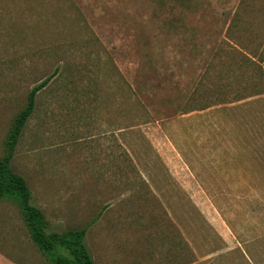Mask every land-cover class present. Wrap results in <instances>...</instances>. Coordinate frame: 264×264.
I'll list each match as a JSON object with an SVG mask.
<instances>
[{
  "label": "rangeland",
  "instance_id": "1",
  "mask_svg": "<svg viewBox=\"0 0 264 264\" xmlns=\"http://www.w3.org/2000/svg\"><path fill=\"white\" fill-rule=\"evenodd\" d=\"M264 0H0V159L94 264H264ZM0 256L52 264L0 200Z\"/></svg>",
  "mask_w": 264,
  "mask_h": 264
},
{
  "label": "trees",
  "instance_id": "2",
  "mask_svg": "<svg viewBox=\"0 0 264 264\" xmlns=\"http://www.w3.org/2000/svg\"><path fill=\"white\" fill-rule=\"evenodd\" d=\"M56 72L57 69L32 86L25 106L15 118L7 142V151L0 159V200L10 198L19 204L32 241L50 258L52 264H94L85 242L87 226L61 232L50 230L44 213L33 203L32 192L25 178L10 167L23 126L34 110L36 94L48 84Z\"/></svg>",
  "mask_w": 264,
  "mask_h": 264
},
{
  "label": "crops",
  "instance_id": "3",
  "mask_svg": "<svg viewBox=\"0 0 264 264\" xmlns=\"http://www.w3.org/2000/svg\"><path fill=\"white\" fill-rule=\"evenodd\" d=\"M0 264H12L9 260H7L4 256H0Z\"/></svg>",
  "mask_w": 264,
  "mask_h": 264
}]
</instances>
